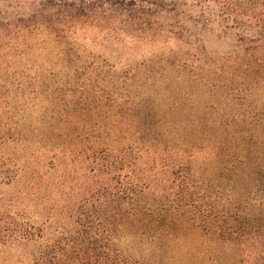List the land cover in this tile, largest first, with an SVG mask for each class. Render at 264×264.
I'll use <instances>...</instances> for the list:
<instances>
[{"label":"trees","instance_id":"1","mask_svg":"<svg viewBox=\"0 0 264 264\" xmlns=\"http://www.w3.org/2000/svg\"><path fill=\"white\" fill-rule=\"evenodd\" d=\"M167 5L40 0L0 14V264H147L128 227L156 251L206 241L229 248L210 264H264V24L242 30L234 56L187 44L185 58H156L209 72L196 79L216 103L191 122L174 119L176 100L145 104L134 68L85 42L139 40Z\"/></svg>","mask_w":264,"mask_h":264},{"label":"rangeland","instance_id":"2","mask_svg":"<svg viewBox=\"0 0 264 264\" xmlns=\"http://www.w3.org/2000/svg\"><path fill=\"white\" fill-rule=\"evenodd\" d=\"M39 2L40 0H0V14L27 12ZM166 2L167 8L153 15L152 30L140 36L139 40H131L127 35L116 38L115 33H99L95 30L91 31L85 42L121 71L134 68L133 88L141 92L145 104L163 106L176 100L184 113H180L181 117L174 119L191 122L199 117L189 114L190 110L200 111L209 104L216 103L215 97L202 92L205 90L196 79L209 72H200L194 68L184 72H173L163 69L156 58L160 53H167L170 50H181L183 52L181 58H185L188 52L187 44L193 48L204 45L208 51L207 55L213 58L228 57L230 54L234 56L240 52L237 45L240 44L238 39L242 36V30L263 26L264 0H166ZM256 38L264 44V31H260ZM137 232L134 227L126 228L125 243L134 257L143 259L147 264L156 261H160V264H185L187 259L195 261V257L207 246L212 247L210 254L214 258L206 256L202 264H210L216 258L223 259L224 263V255L229 251L225 245L220 246L213 242L208 244L205 240L206 244L197 243L190 247L184 245L182 241L170 242L165 244L162 250L156 251L147 243L140 244V235ZM220 259L217 262L213 261V264H217Z\"/></svg>","mask_w":264,"mask_h":264}]
</instances>
